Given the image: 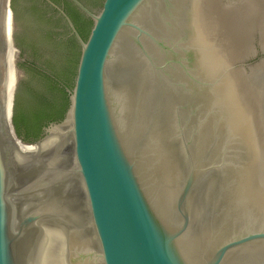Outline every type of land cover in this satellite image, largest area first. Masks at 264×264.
Returning a JSON list of instances; mask_svg holds the SVG:
<instances>
[{
	"label": "water",
	"instance_id": "1",
	"mask_svg": "<svg viewBox=\"0 0 264 264\" xmlns=\"http://www.w3.org/2000/svg\"><path fill=\"white\" fill-rule=\"evenodd\" d=\"M46 1L0 0V264H264V0ZM36 24L79 57L28 140Z\"/></svg>",
	"mask_w": 264,
	"mask_h": 264
},
{
	"label": "trees",
	"instance_id": "2",
	"mask_svg": "<svg viewBox=\"0 0 264 264\" xmlns=\"http://www.w3.org/2000/svg\"><path fill=\"white\" fill-rule=\"evenodd\" d=\"M53 1L59 2L60 0ZM65 2L64 10L80 36L85 39L91 27V20L81 14L68 0ZM11 7L15 16L14 0H12ZM36 26L35 34L31 33V40L35 46L43 40L50 42L53 65L50 71L51 76L39 72L48 83L34 85L28 82L24 85L22 92L19 89L16 91L12 122L16 134L20 136L24 133L28 140H37L43 127L63 118L68 107L66 88L72 87L79 57V45L73 36L67 41L51 39L49 31H46L44 36L40 26L38 24Z\"/></svg>",
	"mask_w": 264,
	"mask_h": 264
},
{
	"label": "flooded vegetation",
	"instance_id": "3",
	"mask_svg": "<svg viewBox=\"0 0 264 264\" xmlns=\"http://www.w3.org/2000/svg\"><path fill=\"white\" fill-rule=\"evenodd\" d=\"M42 1V3L43 4H45V5H48L49 7H51V9H53L56 13H58V15H59V17L60 18H62L63 20H64V18L59 14V12L55 9V8H53L46 0H41ZM50 1H52L54 4H56L59 8H61L65 13H66V11L64 10L65 9V4L64 3H60V1L59 2H54L53 0H50ZM69 1V0H68ZM84 5H86L88 8H89V5L87 4V2H86V0H80ZM99 3H100V5H101V2H102V0H97ZM70 2V1H69ZM70 4L72 5V6H74L71 2H70ZM75 7V6H74ZM76 8V7H75ZM77 9V8H76ZM78 10V9H77ZM79 11V10H78ZM80 12V11H79ZM81 13V12H80ZM67 14V13H66ZM82 14V13H81ZM68 15V14H67ZM69 16V15H68ZM86 17V16H85ZM70 18V17H69ZM71 19V18H70ZM16 21V20H15ZM64 22H65V20H64ZM74 24V23H73ZM69 37H72L71 35H69ZM51 39H53V38H51ZM27 63H28V65L29 66H31V67H33L34 69H36L38 72H41V73H43V74H47V75H49V76H51V74H50V71H48L47 69H44V68H40V67H38L34 62H29V61H27Z\"/></svg>",
	"mask_w": 264,
	"mask_h": 264
}]
</instances>
